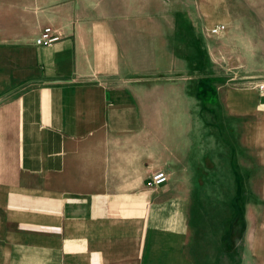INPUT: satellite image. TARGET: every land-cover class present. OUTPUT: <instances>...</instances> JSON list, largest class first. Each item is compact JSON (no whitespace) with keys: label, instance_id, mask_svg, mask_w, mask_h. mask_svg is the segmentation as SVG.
<instances>
[{"label":"crops","instance_id":"1","mask_svg":"<svg viewBox=\"0 0 264 264\" xmlns=\"http://www.w3.org/2000/svg\"><path fill=\"white\" fill-rule=\"evenodd\" d=\"M156 4L0 0V264L243 261L221 246L264 204V92L200 98L218 78Z\"/></svg>","mask_w":264,"mask_h":264},{"label":"rangeland","instance_id":"2","mask_svg":"<svg viewBox=\"0 0 264 264\" xmlns=\"http://www.w3.org/2000/svg\"><path fill=\"white\" fill-rule=\"evenodd\" d=\"M161 1L162 4L147 5V13L176 15L179 29H194L197 78H218L217 84L212 85H221V92L241 87H257L259 92H264L261 90L264 86V0ZM218 26L225 29L213 33ZM255 190L262 198L261 182L256 183ZM215 215L218 214L209 216L213 219ZM230 216L234 223H230L223 236L222 251L241 253V264H264V204ZM212 249L211 252H218Z\"/></svg>","mask_w":264,"mask_h":264},{"label":"built area","instance_id":"3","mask_svg":"<svg viewBox=\"0 0 264 264\" xmlns=\"http://www.w3.org/2000/svg\"><path fill=\"white\" fill-rule=\"evenodd\" d=\"M225 29V26H218L213 30V33H221ZM61 40V36L58 32L48 27L45 28L42 34L36 39L37 46H52L53 44L59 42ZM261 90L264 91V86H261ZM168 182V176L164 171L155 172L150 181L149 186L153 188L160 187Z\"/></svg>","mask_w":264,"mask_h":264},{"label":"trees","instance_id":"4","mask_svg":"<svg viewBox=\"0 0 264 264\" xmlns=\"http://www.w3.org/2000/svg\"><path fill=\"white\" fill-rule=\"evenodd\" d=\"M215 88L212 84L201 83L199 88V97L204 101L211 99V101L215 97Z\"/></svg>","mask_w":264,"mask_h":264}]
</instances>
